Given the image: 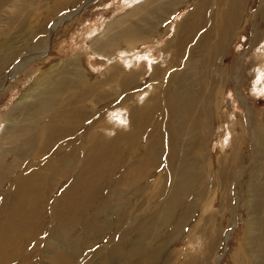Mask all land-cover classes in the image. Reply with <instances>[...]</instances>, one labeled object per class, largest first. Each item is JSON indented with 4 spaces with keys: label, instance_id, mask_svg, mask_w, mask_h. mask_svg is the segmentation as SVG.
<instances>
[{
    "label": "bare ground",
    "instance_id": "obj_1",
    "mask_svg": "<svg viewBox=\"0 0 264 264\" xmlns=\"http://www.w3.org/2000/svg\"><path fill=\"white\" fill-rule=\"evenodd\" d=\"M78 1L62 0L43 10V15L32 18L31 9L18 14L31 0H0V13L4 8L10 10L5 21L0 22L9 30L16 23L17 35L27 39L20 44L18 52L11 47L12 43L7 44L6 33H0V72H6L8 81L15 80L32 62L35 66L43 59V66L46 65L56 31L73 16L62 13V9L73 8ZM154 1L157 0H146L134 9H147L138 24L122 27L127 19L124 15L110 22L93 40L89 51L99 66L106 69L100 74L103 77L89 81L74 62L68 61L51 82L39 86L42 90L32 89L30 97L13 109L17 113L5 117V129L0 133V264H7L11 250L22 252L24 220L33 228L32 232L29 230L33 236L29 244L41 229L51 226L44 213L36 215L42 204L33 209L32 200L40 191L38 184L44 183L50 199L49 186L70 179L73 183L53 207L59 224L42 233L47 234L40 240L44 243L41 261L34 262L68 264L71 251L67 245L77 244L70 236L73 228L63 231L60 227L68 223L69 204L72 201L81 204L99 192L98 182H94L95 168L103 169L108 153L128 145L135 135L148 137L139 175L150 173L149 164L159 166L163 155V162L169 168L165 175L172 179L171 194L167 205L146 225L135 222L137 229H141L132 242L117 244L107 253L106 261L94 264H166L163 259L169 246L186 238L195 246L190 258L178 264H223L238 224L242 239L233 243L227 264H264V111H258L253 103L255 97L264 100V0H257L252 9L254 0H166L151 4ZM182 6L194 9L176 25L173 38L163 47V57L158 62L153 51L143 47L157 46L170 34L161 35L159 29L176 7L179 10ZM50 15L53 19L48 28L44 27ZM31 18L35 25L29 29L25 24ZM242 36L246 39L241 52L221 66L220 59L234 47L236 39L242 41ZM44 40L47 43L43 45ZM29 70L38 71L34 67ZM149 72V85L136 94L141 105L139 101L138 105L130 104L134 97L131 90L139 87ZM32 79L30 76L27 81L34 83ZM233 90L242 109L239 113L237 106L232 109L226 96ZM157 112H160L158 122L162 121L149 127ZM217 121L221 123L217 129L225 128L228 132L226 147L230 151L219 157L215 165L222 184L232 188L234 199L231 207L221 206L211 214L210 211L203 225H199L196 222L199 208L192 193L197 186L199 195H203L209 176L202 167L203 159L190 156L198 152V158L204 157L206 132ZM54 148L58 149L56 158L51 165H42L40 162L51 160L48 157L53 155ZM71 167L76 168V175L71 176ZM129 167L133 169L122 178L123 189L136 183L133 171L137 166ZM118 194L124 193L117 191L113 196ZM98 210L93 231L96 236L92 239L87 236L92 242L112 230V224L101 220L100 214L108 215L114 210L105 206ZM122 210L116 215L117 225L123 224L127 217ZM222 245L223 253L216 256Z\"/></svg>",
    "mask_w": 264,
    "mask_h": 264
},
{
    "label": "rangeland",
    "instance_id": "obj_2",
    "mask_svg": "<svg viewBox=\"0 0 264 264\" xmlns=\"http://www.w3.org/2000/svg\"><path fill=\"white\" fill-rule=\"evenodd\" d=\"M13 1H20V0H13ZM60 1L62 0H31V2L25 3L23 7H21L18 10V14L23 10L31 9L30 13L32 18L35 16H41L43 15L42 14L43 10L49 8L51 5L56 4ZM145 1L146 0H94V1L79 0L78 3L74 4L75 7L62 9V13L65 12L68 15H73V16L68 22L61 25L59 29L56 31L54 35V39L50 46V51L48 52L49 59L46 61L45 63L46 65L43 66L42 64V62L44 61L43 59H40L35 64V66L34 63L32 62L27 66V70L24 71L22 70L21 75L17 76L16 79L13 81H8L5 75L6 72H0V133H2V131L4 132L5 129L3 124L5 117L12 113H17L18 110L15 111L13 109L17 107L19 103L22 102L23 99H26L28 96L30 97L31 92L33 91L32 89H36V91L42 90V88L39 86L51 82L56 77V75H58L65 68L64 65L68 61L74 62L75 65L78 66L80 71H82L84 76L89 78V81L95 80V78L97 77L99 78L103 77L100 76V74L105 72L106 69H104V67L99 66L96 58L89 51L90 46H93L92 45L94 42L93 40L102 34L104 29H106L107 25L110 22H113L115 19L120 18L124 15L127 16V19L124 21L125 24L122 27H128L131 25L138 24L140 18L144 15L147 9H141V8L138 10H134V9L138 5H142ZM157 1L161 2L162 4L166 0H157ZM157 1H154L151 4L157 5ZM18 4L19 3L16 2V5ZM255 4H257V0H254V2L251 5V9ZM82 7L83 9L80 10ZM193 9H194L193 6H190L188 8H184L182 6L179 10L176 7L174 13H172L169 19L166 22H164L159 29V34L161 33V35L164 33L166 34L168 32H170V34L166 35L157 46L145 45L143 47V50H147V51L152 50L154 54V59L160 61L163 57L161 51L163 47L166 45V43L173 38L176 25H178L185 16L190 14L189 12L193 11ZM4 13H8V14H4ZM9 13H10L9 8H4L3 12L0 13V20L5 21V16L9 15ZM32 18L27 20L26 22L27 24H25L26 27L29 29L32 25H35L31 23ZM48 19L49 21L47 22V25L44 26L47 28L50 24V20L53 19V16L50 15ZM0 29L3 30L0 31L1 34L6 33V36L8 38L7 44L10 45L12 43L11 47L14 50L18 52L21 51L20 44L26 41L27 39L25 37H19V35H17L19 29L17 27V24L15 23L14 29L11 28L9 30L5 24L0 22ZM48 35H49V31H47L46 37ZM245 39L246 36H242V41H237L238 39H236L235 41L236 43L234 47L232 46L226 52L224 57L220 59L221 66L225 60H230L231 58L233 59L241 52L243 47L242 42H244ZM46 43L47 40H44L42 44L44 45ZM17 60L18 57L15 58V60L12 62V65ZM150 62L152 63L153 60L150 59ZM32 67L38 70L37 73H34L33 70L32 71L29 70ZM178 69H181V67H178ZM27 71L29 73H26ZM150 75L151 72L147 73L143 78V81L140 83L139 87H135L134 89L131 90L132 95L134 97L130 100L129 102L130 104L136 105L137 102L139 101L138 104L141 105L140 103L141 99L138 98L136 94H138L137 93L138 91L139 92L144 91L146 87L149 85ZM30 76H32L33 78L32 80L34 81V83L32 81L30 82L27 81L28 77ZM35 80H37L36 85H35ZM226 96L228 99V103H230V105L232 106V109H234L237 106L236 112L239 113L242 109L239 106L235 90H233L231 94L227 93ZM142 97H144V95ZM253 103L258 111H262V112L264 111V100L262 97L260 96L255 97ZM159 116H160V112L154 114L148 126L151 127L154 124L160 123L162 120L158 122ZM7 124L8 123H6V125ZM220 124L221 123L217 121L216 125H214V127L211 128L210 131L206 132L208 135V141L205 147L206 148L205 152L203 153L204 157L198 158L197 155L198 152L190 156L191 158H195V159H203L201 160L202 167L206 169L207 174L209 176L208 181L204 184L205 193L203 195H199L200 190H197V186L192 193L193 198L197 200L196 205L199 208L197 210V216H196L197 218L196 222L199 225H203L204 220L206 217L209 216L208 213L210 211H211L210 214L213 213V211L215 210L216 212H218L221 206L228 208L229 206L231 207V205L233 204L234 196L233 193L230 192L232 188L226 187V185L222 184V181H220V178L218 177V173H217L218 171L215 165L219 157L226 156L230 151L229 148L226 147L228 146V144L226 143V138L227 136H229L228 132L225 131L226 130L225 128L224 130L222 128L219 130L216 127V126L221 127ZM130 140L131 141L128 145L125 146L123 145L119 147L113 153L115 154V156L113 154H110L111 152L108 153L109 155L108 161L106 162L105 166H103V169L95 168L96 173H94V178H95L94 182H98L96 184H98L99 192H96V194H94V196L90 200L83 201V203L81 204L79 203L75 204L76 202L74 201H72L69 204L68 212L70 213L68 217V223L63 225L60 224V227L64 228L63 231H66L71 227L73 228L72 230L73 232L71 233L70 236L72 241L77 242V244L75 245L72 244L67 245L68 250L71 251V257H69L66 260L69 261L68 264H94L96 261H106L109 257L106 255L111 248H114V246H116L117 244H118L117 246H120L121 244L132 242L137 237L141 227L137 229V225L135 224L136 221L143 222L144 225H146L150 220L154 218V216L156 215L159 209H162L167 205L171 194V188L169 187V184H171L172 179L171 176L167 175L169 168H167V164L163 162L165 158L162 155L159 166L158 164L155 166L149 164L148 167L150 169L149 171L150 173L145 174L144 172L142 175H139L138 168H140V163L142 162V159L145 155V147L143 146L146 145L145 141L148 140V137L146 135H135V137L131 138ZM152 140L153 138L149 139L150 142H152ZM57 150L58 149L54 148L53 155L51 154L49 155L48 158H51V160L47 161L46 159L45 161H42L40 163L42 165L45 164L51 165V163L57 156V155L54 156ZM132 164L134 166H137V169L133 171V180L136 183L132 187H125L123 189V186L120 185L123 184L122 178L126 175V173H128L130 170L133 169L129 167ZM107 165H108V169H107ZM146 167L147 166H145V168ZM71 171H72L71 176H73V174L76 175L75 173L77 170L75 167H71ZM165 173L167 174L165 175ZM160 176L162 179L160 178ZM143 177L144 179L141 180V178ZM72 183L73 181H71L70 179L60 184L58 183L56 184V181L55 183L53 182L49 186V190L51 192L50 199H47L48 193L44 191L46 187L44 183L42 182L38 184L40 191L37 194L38 196L36 195L35 198L32 200L34 206L33 209H38V207L35 206L42 204L41 207L43 208H40L39 209L40 211L36 215L42 216L44 213V215H46V221L49 223L48 225L51 226L48 227V229H41L38 232V236L34 240H32V242L29 244L28 243L29 239H33V236H31L29 230L32 232L33 228L31 230V227L28 226V221L24 220L21 224L22 229L24 230L22 231L23 233L22 236L23 243L21 244L22 252L19 253L17 249L15 251L11 250V254L10 252L8 254L9 259L6 258L7 264H19L18 261L19 262L24 261V263L26 264H34L35 261H41L40 259L44 250V247L42 246H44V243L40 240H42L43 237L47 234L45 233L42 235V233L51 230L52 226L54 227L53 229H55L59 224V222L56 221L55 219V215L53 213L54 212L53 207L56 206L58 202V198H60V196L62 195L61 193H63L66 190V188L70 186ZM47 185H49V183ZM113 185L115 186V188ZM41 190H43V192ZM111 190L113 193L111 192ZM117 191H121V193L124 194H118L114 197L113 195H115ZM153 193H155L156 195ZM123 195L125 196L128 195V196L124 197ZM109 199L111 203H109ZM126 201H128L129 203ZM125 203H127L126 204L127 206L125 205ZM104 206L107 207L108 209L114 210V212L112 211L110 213L111 215L100 214L101 220H107L109 221V223L112 224L111 225L112 230L110 233L106 234V236L103 237L102 239L96 240V242H92V240L89 241L88 238L92 239L96 236V232H93L94 228L96 227L94 223L98 222V219H96V212L99 211L98 210L99 208L101 211ZM59 208L62 207L59 206ZM121 210L124 214H126L127 217L123 224L117 225L118 218L116 215L118 212H121ZM250 218L253 219L254 217H250ZM246 219H249V217H247ZM240 230H241V224L236 225V227L233 230L234 233H232L234 234V236L232 235L233 237L230 238L229 248L228 250L226 249L227 251L226 256L222 260L223 264H227L229 262L230 254H232L233 253L232 251L234 250V248L232 249V247L234 246L233 243L237 240L240 241L242 239V233L240 232ZM87 236L90 237L87 238ZM187 240L188 238L184 239L182 242L172 243L166 252L167 256L166 255L164 256L163 261H167L166 264H176V263L178 264L182 261L188 260L190 258L189 255L191 253V250L194 249L195 245L194 246L191 245V243H188ZM223 248L224 246L222 245L220 248L216 250L215 252L216 256L221 255L223 253ZM194 252H196V248ZM212 261H215V256L213 257Z\"/></svg>",
    "mask_w": 264,
    "mask_h": 264
}]
</instances>
